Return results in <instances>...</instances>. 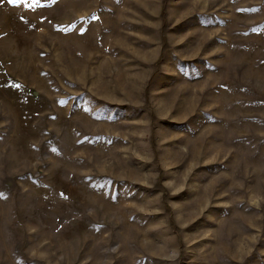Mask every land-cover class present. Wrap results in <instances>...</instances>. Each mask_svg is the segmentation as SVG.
<instances>
[{
  "label": "rangeland",
  "instance_id": "1",
  "mask_svg": "<svg viewBox=\"0 0 264 264\" xmlns=\"http://www.w3.org/2000/svg\"><path fill=\"white\" fill-rule=\"evenodd\" d=\"M0 264H264V0H0Z\"/></svg>",
  "mask_w": 264,
  "mask_h": 264
},
{
  "label": "snow or ice",
  "instance_id": "2",
  "mask_svg": "<svg viewBox=\"0 0 264 264\" xmlns=\"http://www.w3.org/2000/svg\"><path fill=\"white\" fill-rule=\"evenodd\" d=\"M16 0H9V3H15Z\"/></svg>",
  "mask_w": 264,
  "mask_h": 264
}]
</instances>
